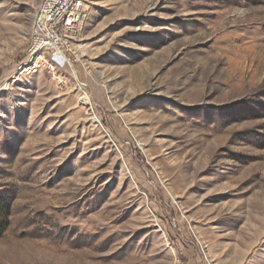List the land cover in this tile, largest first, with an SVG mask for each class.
<instances>
[{
	"label": "rangeland",
	"instance_id": "rangeland-1",
	"mask_svg": "<svg viewBox=\"0 0 264 264\" xmlns=\"http://www.w3.org/2000/svg\"><path fill=\"white\" fill-rule=\"evenodd\" d=\"M0 0V264H264V0H81L74 59Z\"/></svg>",
	"mask_w": 264,
	"mask_h": 264
},
{
	"label": "built area",
	"instance_id": "built-area-1",
	"mask_svg": "<svg viewBox=\"0 0 264 264\" xmlns=\"http://www.w3.org/2000/svg\"><path fill=\"white\" fill-rule=\"evenodd\" d=\"M83 19L81 0H41L32 16L28 53L52 71L74 59L72 34Z\"/></svg>",
	"mask_w": 264,
	"mask_h": 264
},
{
	"label": "trees",
	"instance_id": "trees-1",
	"mask_svg": "<svg viewBox=\"0 0 264 264\" xmlns=\"http://www.w3.org/2000/svg\"><path fill=\"white\" fill-rule=\"evenodd\" d=\"M9 205L4 199H0V236L9 225Z\"/></svg>",
	"mask_w": 264,
	"mask_h": 264
}]
</instances>
